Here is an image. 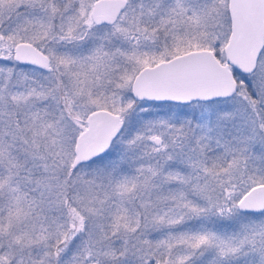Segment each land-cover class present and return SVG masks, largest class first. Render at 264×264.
Here are the masks:
<instances>
[{
	"label": "snow or ice",
	"instance_id": "obj_1",
	"mask_svg": "<svg viewBox=\"0 0 264 264\" xmlns=\"http://www.w3.org/2000/svg\"><path fill=\"white\" fill-rule=\"evenodd\" d=\"M0 264H264V0H0Z\"/></svg>",
	"mask_w": 264,
	"mask_h": 264
}]
</instances>
